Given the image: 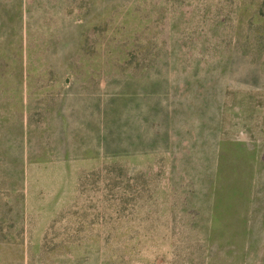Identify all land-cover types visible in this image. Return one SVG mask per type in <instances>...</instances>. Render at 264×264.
<instances>
[{"label":"rangeland","instance_id":"1","mask_svg":"<svg viewBox=\"0 0 264 264\" xmlns=\"http://www.w3.org/2000/svg\"><path fill=\"white\" fill-rule=\"evenodd\" d=\"M0 264H264V0H0Z\"/></svg>","mask_w":264,"mask_h":264}]
</instances>
